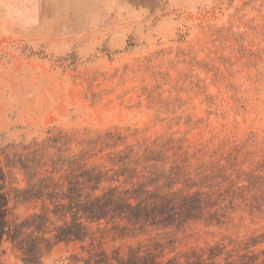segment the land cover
<instances>
[{
	"label": "rangeland",
	"instance_id": "374dc122",
	"mask_svg": "<svg viewBox=\"0 0 264 264\" xmlns=\"http://www.w3.org/2000/svg\"><path fill=\"white\" fill-rule=\"evenodd\" d=\"M0 264H264V0H0Z\"/></svg>",
	"mask_w": 264,
	"mask_h": 264
}]
</instances>
